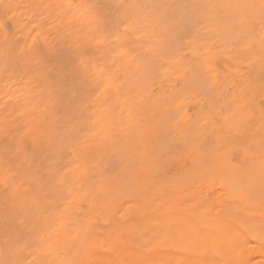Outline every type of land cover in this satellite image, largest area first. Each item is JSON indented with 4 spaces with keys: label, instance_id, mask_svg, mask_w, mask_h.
Masks as SVG:
<instances>
[{
    "label": "bare ground",
    "instance_id": "bare-ground-1",
    "mask_svg": "<svg viewBox=\"0 0 264 264\" xmlns=\"http://www.w3.org/2000/svg\"><path fill=\"white\" fill-rule=\"evenodd\" d=\"M0 6V264H264L262 0Z\"/></svg>",
    "mask_w": 264,
    "mask_h": 264
},
{
    "label": "snow or ice",
    "instance_id": "snow-or-ice-1",
    "mask_svg": "<svg viewBox=\"0 0 264 264\" xmlns=\"http://www.w3.org/2000/svg\"><path fill=\"white\" fill-rule=\"evenodd\" d=\"M262 3H264V0H262ZM262 151H264V145H262Z\"/></svg>",
    "mask_w": 264,
    "mask_h": 264
},
{
    "label": "rangeland",
    "instance_id": "rangeland-1",
    "mask_svg": "<svg viewBox=\"0 0 264 264\" xmlns=\"http://www.w3.org/2000/svg\"><path fill=\"white\" fill-rule=\"evenodd\" d=\"M0 13H1V6H0ZM0 52H1V48H0Z\"/></svg>",
    "mask_w": 264,
    "mask_h": 264
}]
</instances>
